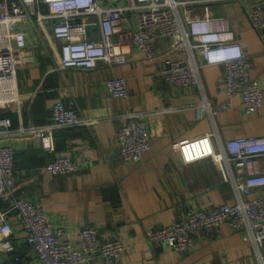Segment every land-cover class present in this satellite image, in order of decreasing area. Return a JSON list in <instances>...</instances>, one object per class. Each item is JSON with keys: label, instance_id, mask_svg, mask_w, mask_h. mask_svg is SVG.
<instances>
[{"label": "crops", "instance_id": "crops-1", "mask_svg": "<svg viewBox=\"0 0 264 264\" xmlns=\"http://www.w3.org/2000/svg\"><path fill=\"white\" fill-rule=\"evenodd\" d=\"M207 4L215 16L230 20L237 41L252 62V75L264 90V30L255 29L250 18L251 10L264 5V0ZM195 12L202 14L204 6L198 5ZM24 29L27 46L16 54L19 104L2 110L0 116L10 117L14 130L21 125L50 124L58 98L81 117L97 122L52 131L50 150L34 135L5 138L3 144L14 148L15 194L43 205L50 219L65 227L66 239L74 244L79 243L78 232L85 227L96 228L103 240L121 238L125 245L121 264H257L255 246L228 223L215 232H202L195 248L184 253L149 243L146 231L172 224L189 207L212 209L236 201L233 185L224 180L213 158L185 164L173 144L210 134L215 149L220 150L227 140L264 137V105L257 115L249 116L237 96L231 110L212 117L202 102L205 99L214 108L226 100L225 71L220 65H203L198 55L202 89L171 86L156 75L161 59L149 60L136 51L122 66L101 63L92 70L63 69L62 42L35 19ZM90 34L99 36L97 31ZM158 50L172 58L187 55L183 48L174 47L170 37L158 42ZM111 77L126 78L127 97L115 98L108 92L106 80ZM130 113L147 122L152 143L151 150L137 162L122 158L117 138L121 116ZM59 155L88 164L74 174L52 175L45 168ZM260 165L264 170V156ZM252 192L264 196V187ZM23 238V232L16 229L12 240ZM25 249L20 247L7 257L0 254V264H37L33 257L24 256ZM88 264H102V259L96 255Z\"/></svg>", "mask_w": 264, "mask_h": 264}, {"label": "built area", "instance_id": "built-area-1", "mask_svg": "<svg viewBox=\"0 0 264 264\" xmlns=\"http://www.w3.org/2000/svg\"><path fill=\"white\" fill-rule=\"evenodd\" d=\"M215 0H0V112L18 106L17 57L27 46L24 26L35 19L43 30L62 42L60 66L63 69L92 70L104 64L122 66L133 51L146 59H161L156 75L171 86H199L202 89L200 65L224 67L222 84L226 100L212 108L204 99L202 106L212 117L231 110L232 100L240 97L246 115H257L264 105V90L253 77L252 62L237 41L230 20L215 16L207 3ZM204 6L198 14L195 8ZM255 29L264 30V5L251 10ZM97 31L98 37H91ZM165 37L183 48L185 58L161 54L158 42ZM108 92L115 98L129 94L123 77L106 80ZM54 92L55 89H51ZM117 138L125 161L137 162L152 148L147 122L137 113L121 116ZM96 119L83 118L79 112L55 99L52 122L43 126L13 129L10 117L0 116V254L6 257L20 247L24 256L37 264H88L96 255L102 264H121L125 245L121 238L103 240L96 228L85 227L78 232V244L67 240L63 225L55 224L47 210L15 194V155L5 138L34 135L45 150L52 149V131L61 128L92 126ZM185 164L213 158L220 166L225 181L233 185L236 201L208 209L189 207L172 224L150 228L146 239L165 245L178 253L192 251L202 232L212 233L228 223L243 232L255 246L257 264H264V196L254 195V188L264 187V137H238L227 140L216 150L211 135L184 139L173 144ZM69 155H59L46 166L52 175L74 174L82 165ZM20 229L23 241L12 240ZM17 260L20 258H16Z\"/></svg>", "mask_w": 264, "mask_h": 264}]
</instances>
